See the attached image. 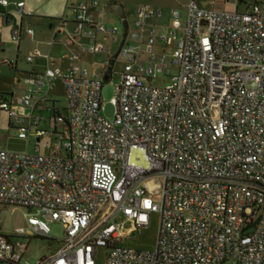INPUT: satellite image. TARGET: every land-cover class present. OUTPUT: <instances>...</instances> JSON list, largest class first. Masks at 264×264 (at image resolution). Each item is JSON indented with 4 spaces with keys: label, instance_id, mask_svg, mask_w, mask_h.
<instances>
[{
    "label": "built area",
    "instance_id": "2783aa9c",
    "mask_svg": "<svg viewBox=\"0 0 264 264\" xmlns=\"http://www.w3.org/2000/svg\"><path fill=\"white\" fill-rule=\"evenodd\" d=\"M224 1L235 9L188 0L169 24L160 8L136 9L117 50L125 62L111 119L102 89L118 29L96 21V2L76 8L65 43L93 40L85 51L105 54L104 67L46 68L26 77L21 96L0 98L18 139L36 140L32 152L0 149V204L26 209L32 235L49 237V219L65 236L55 254L27 263L25 248L0 234V264H96L100 248L102 264H264V0ZM9 6L0 0L1 12ZM11 6L31 16L23 2ZM55 81L63 116L48 96ZM152 214L155 249L122 245Z\"/></svg>",
    "mask_w": 264,
    "mask_h": 264
},
{
    "label": "rangeland",
    "instance_id": "374dc122",
    "mask_svg": "<svg viewBox=\"0 0 264 264\" xmlns=\"http://www.w3.org/2000/svg\"><path fill=\"white\" fill-rule=\"evenodd\" d=\"M97 2L99 4V10L104 11V17L101 18V23L104 26L118 29V41L121 44L126 28L116 15L110 13L107 9L109 1L101 0H75L76 3L81 2L88 4V2ZM121 2L124 8L125 19L128 25V31L134 30V21L136 16V9L140 6H150L152 8H160L162 10H178L181 14L185 12V5L188 0H112L110 2ZM64 2V1H63ZM60 0H27L26 11H29L32 17H20L19 15L11 12L12 6L10 5L6 10L8 16L12 18L9 24L0 21V30L2 34V43L0 47V97L2 96H21L27 91L28 86L25 84L24 75L21 72H28L31 70L32 65L26 62L27 56H31L29 51L31 43L37 40V37L46 35L50 41L52 34H56L55 42L59 47H63V43L68 38L66 37L67 31L71 34L75 28L73 22L74 12L67 9V6ZM222 0H217L215 8L216 10H223ZM28 6L40 7L42 6L47 12H53L54 17H43L36 9H30ZM211 7V6H210ZM243 7H239V11H242ZM62 20L66 21V27L62 28L60 25ZM21 23V38L20 42H14L11 40V28L13 24L18 27ZM165 23V22H164ZM166 24V23H165ZM51 25V29H49ZM27 29L33 31L32 38H25V32ZM58 31L60 33H58ZM19 45V50L17 46ZM116 49L117 45L113 46ZM11 62L16 65V70L10 69L7 63ZM125 58L120 56L115 65L112 68V77L109 81H104L102 89V104L103 111L102 116L108 119L113 117V107L110 104V100L114 95L115 86L119 82L120 73L123 70ZM68 65L63 67L67 68ZM76 67H86L99 70L98 65H74ZM63 68V69H65ZM16 71L19 73H16ZM20 75V76H19ZM167 82L166 80L159 79L156 86H163ZM49 97L56 103V108L62 114H65L64 109L66 107V99L64 89L59 81H55L48 89ZM61 125H57L59 127ZM40 130L49 131L48 126L45 123H40ZM28 135L27 132H25ZM53 136H44L41 139V143L52 142ZM36 140L34 137H28L27 139H18V131L14 129L9 122L8 115L0 111V149L7 151L25 153L32 152ZM28 211L20 207H7L0 206V234L5 236L11 243L16 246L24 247L23 261L27 263H34L43 257H50L55 254L56 250L60 247L62 240L65 236V228L57 222L46 219L48 227L50 229L49 239H43L35 235L30 234L26 223V215ZM159 224V215L152 214L150 217V223L147 228L140 229L133 233L129 238L123 241L124 246H128L134 249L154 250L157 241V232ZM23 230V237L17 236L16 232ZM52 239L53 241H50ZM106 253L105 248L98 250V259L96 264H102Z\"/></svg>",
    "mask_w": 264,
    "mask_h": 264
},
{
    "label": "crops",
    "instance_id": "0c3cea01",
    "mask_svg": "<svg viewBox=\"0 0 264 264\" xmlns=\"http://www.w3.org/2000/svg\"><path fill=\"white\" fill-rule=\"evenodd\" d=\"M10 5L14 4V3H18V2H23L24 3V12H29L26 11V1L27 0H6ZM47 2L49 0H46ZM57 1V0H56ZM61 2H63L65 4V6H67L68 10H71L72 12H74V18H75V10L76 8L80 5H89L91 2H88V4H84L81 2L76 3L75 0H60ZM101 1H109L107 4V9L110 13L116 15L119 19H121V22L123 23V25L126 28V32H131L128 31V25H126V19H125V14H124V8H123V4L119 1L117 2H110L112 0H101ZM93 2V1H92ZM197 2L199 3L200 7L202 8H206V9H215L213 7H215L217 0H197ZM222 5H223V10H234L235 7L231 4H226L224 0H222ZM91 6V5H89ZM147 6V5H144ZM211 6V7H210ZM28 8L30 9H36L37 11H39L40 15L43 17H54V13L53 12H47V10H45L42 6L40 7H31L28 6ZM239 10V8H238ZM90 11L93 15V17L96 19V21L101 22V18L104 17V11L102 9L99 10V4L96 2L95 6H91L90 7ZM164 11V22L166 24L171 23V18H170V14L169 12L172 11V9H168V10H163ZM178 11V10H176ZM1 12V10H0ZM179 12V11H178ZM30 13V12H29ZM180 13V12H179ZM181 14V13H180ZM182 16L184 14H181ZM32 17V15L30 16ZM73 18V19H74ZM181 20H183L181 18ZM0 21L5 22V24H9L12 21V18L5 17V16H1L0 15ZM6 21H8V23H6ZM66 21L67 20H62L61 23V27L62 28H67L66 27ZM74 24V20L72 22ZM75 26V24H74ZM20 28V32H21V23L18 26ZM13 24V27L11 28V31L14 28H18ZM49 29H51V25H49ZM11 33V32H10ZM58 33H60L58 31ZM22 32L20 34V38H21ZM69 31H67L66 33V37L69 38ZM25 38L27 39L28 37L26 35H24ZM2 34H1V30H0V38L2 41ZM19 38V40H20ZM55 38H56V34L53 35L52 34V38L51 41L49 39L48 36L46 35H42V37H37V40L32 41V45L29 49V51H31L32 55L31 56H27V57H32L33 61L32 62H27L29 64L32 65L31 70H29L28 72H21L23 73L22 75H24V81L26 80V77L29 74H36V73H41L43 72L46 68H58L62 71H66L68 69H70L71 67H76L74 65H98L99 70L101 68L104 67V65L106 64V59L107 56L105 54H99V55H91L89 53H87L85 51L86 47H89L93 44V40L90 39H84V38H80V37H76L73 39V41L70 44H66L65 42L67 41V39L65 40V42L63 43V47H59L58 43L55 42ZM16 41L17 43H19L20 41ZM4 44L1 42L0 47H2ZM114 45H117L116 49H114ZM120 46V43H115L111 46V54H110V59H109V67H110V71L112 72V68L113 65H115L117 59L122 56V55H118L117 50ZM17 49L19 50V45L17 46ZM69 57H75V59L73 60H69ZM64 65H68L67 68L63 67ZM65 68V69H63ZM10 69H14L16 70V65H13V68ZM90 70H93V68H88ZM97 70V69H95ZM16 73H18L16 71ZM19 74V73H18ZM20 76V75H19ZM26 84V83H25ZM27 91L29 90V85ZM26 92V91H25ZM48 96H49V92H48ZM51 100L52 98L49 97ZM54 101V100H52ZM55 102V101H54ZM57 103V102H55Z\"/></svg>",
    "mask_w": 264,
    "mask_h": 264
},
{
    "label": "trees",
    "instance_id": "16d2710c",
    "mask_svg": "<svg viewBox=\"0 0 264 264\" xmlns=\"http://www.w3.org/2000/svg\"><path fill=\"white\" fill-rule=\"evenodd\" d=\"M0 15L1 16H5V17H8V14H5L4 12H0ZM126 25H127V22H126ZM10 68V67H9ZM104 83V82H103ZM10 96V95H9ZM2 97H7V96H2ZM56 111H58V112H60L59 111V109L58 108H56L55 109V112ZM61 113V112H60ZM62 114V113H61ZM62 116H63V114H62ZM0 206H6V205H3V204H0ZM7 207H10V206H7ZM24 235V234H23ZM23 235H20V237H23ZM36 236V235H35ZM37 237H40V236H37ZM41 238H43V239H49V237H41ZM50 241H53L52 239H50Z\"/></svg>",
    "mask_w": 264,
    "mask_h": 264
},
{
    "label": "water",
    "instance_id": "95a60500",
    "mask_svg": "<svg viewBox=\"0 0 264 264\" xmlns=\"http://www.w3.org/2000/svg\"><path fill=\"white\" fill-rule=\"evenodd\" d=\"M6 23H8V21H6ZM1 98V97H0Z\"/></svg>",
    "mask_w": 264,
    "mask_h": 264
}]
</instances>
